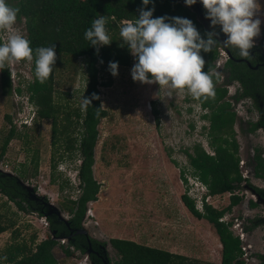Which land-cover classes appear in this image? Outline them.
Returning a JSON list of instances; mask_svg holds the SVG:
<instances>
[{
	"label": "rangeland",
	"instance_id": "rangeland-1",
	"mask_svg": "<svg viewBox=\"0 0 264 264\" xmlns=\"http://www.w3.org/2000/svg\"><path fill=\"white\" fill-rule=\"evenodd\" d=\"M16 2L8 0L12 6ZM259 3L261 8L256 18L261 20V34L255 42L256 45H264V0H259ZM124 21L107 28L112 43L106 47L123 48L119 31ZM17 27L27 37L24 18L18 17ZM219 32L226 38L221 30ZM222 51L218 49L217 61L221 63L227 59ZM57 57L53 73V106L58 121L65 125L72 123V137L76 138L80 128L74 127L75 115L82 112L84 66L80 59L64 55ZM130 57L132 64L119 66L116 77L111 74L108 62L99 65L100 81L110 86L99 87L100 105L103 104L102 109L106 111V117L97 127L92 166V175L99 184V190L96 201L86 205V215L82 219L84 228L89 237L105 244L110 264L118 261L109 244L110 239L128 240L183 255L198 264H220L221 245L214 228L207 221L194 218L181 201L184 193L195 203L200 198L208 199L205 187L189 175L184 155V150L196 144L212 153L206 138L208 122L201 117L207 111L188 95L160 90L158 84L134 82L131 75L134 57L131 53ZM30 68L31 65L23 62L12 66L9 72L13 88L24 89L32 81ZM214 70L219 76L215 86L225 88L223 77L226 72L216 64ZM225 98L230 99L227 94ZM247 101L238 114L236 106L231 107L236 115L233 130L238 144L239 170L243 178L247 176L249 181L262 188L264 184L253 179L251 168L253 151L264 148V131L258 128L252 134L247 132V125L251 122L244 123L242 120L246 118L244 111L253 112L252 119H257L254 100ZM153 109L158 112L157 120ZM35 111V106L25 94L18 96L12 93L10 97L0 94V148L11 126L21 135L10 140L0 158V171L18 178L35 196L45 199L57 209L62 220L68 221L69 215L60 209V205L66 199L76 200L79 197L77 172L81 160L77 152L69 157L62 147L54 154L50 121L39 120L31 126H22L18 122L22 119L30 123ZM6 115L11 118V124L6 122ZM247 116H250L249 113ZM51 161L55 164L53 170ZM180 168L186 171L187 185L181 182ZM242 185L243 181L235 190L241 202L225 213L222 219L224 223H231L230 228L243 223L241 227L246 241L241 242V246H251L246 253L248 264H255L250 259L255 258V251L262 249L260 235L264 230L263 225L258 230L249 229L247 221L249 217L259 220L264 215V205L249 206L247 211L245 204L251 201V186L249 183L245 187ZM229 198V193L211 196L208 205L222 210L229 205ZM199 207L196 206L202 211ZM0 217L1 222L12 224L0 234V261L12 245L25 243L32 248L33 244L49 236V225L44 217L32 211H18L3 196H0ZM238 229L240 227L233 230L234 234ZM32 237H35L33 244ZM64 243L60 239L53 248L57 264H90L85 254L70 250ZM65 248L70 251V256H65Z\"/></svg>",
	"mask_w": 264,
	"mask_h": 264
},
{
	"label": "trees",
	"instance_id": "trees-1",
	"mask_svg": "<svg viewBox=\"0 0 264 264\" xmlns=\"http://www.w3.org/2000/svg\"><path fill=\"white\" fill-rule=\"evenodd\" d=\"M182 3L186 4V0H150L146 10L154 8L153 18H187L193 22L201 36L207 39L206 31L197 22L196 15ZM14 7L20 9L18 17L25 20L26 38L30 40L33 50L37 47L55 45L57 55L80 59L84 66V96L91 98L95 93L99 99L92 100V106L90 105L86 111L82 110L81 113L75 115L74 127L80 129L77 137L73 138L72 123L62 124L56 117L52 99L53 76L47 83L40 84L35 78L33 64L30 68L32 81L22 89L20 87L13 88L8 69L0 71V94L3 97H10L12 93L18 96L25 94L27 100L36 108L34 123L39 120L50 121L51 145L54 148V154L62 147L63 152L68 153L69 157L73 152H77L81 160L77 172L79 197L76 200L66 199L60 205V209L71 217L67 222L58 217L57 211L45 199L35 196L32 191L25 188L18 178L1 171L0 196L5 197L20 212L32 211L45 217L54 238L71 235L75 248L84 252L88 246L87 237L78 235L76 232L80 230V222L85 215L86 204L96 201L99 190V184L92 175V166L94 164V148L98 138L97 127L100 121L106 117V111L101 109L99 117H97L96 109L101 107L99 87L110 86L109 83L100 81L99 65L106 62H117L119 66L132 64L127 46L121 49L103 46L97 54V50L85 39L84 33L91 27L93 19L99 16L106 17V27L111 29L117 22L138 18V10L145 6L143 0H17ZM167 22H171V20L169 19ZM219 47L218 43L213 52H201L206 62L205 70L207 68L215 69ZM229 49L235 60L242 59L235 50ZM249 61L252 66L255 65V58ZM135 62L136 58L134 57V64ZM224 72L227 74L226 83L238 81L244 95L252 98L263 95L264 68L253 71L244 63L230 59L224 65ZM213 79L215 84L219 80H216L215 76ZM215 92L214 101L200 103L192 99L207 111L201 117L208 122L206 138L213 154H209L199 144L184 150L189 166V175L205 187L209 196L233 193L243 181L239 170L238 144L233 130L236 115L231 110L230 104L223 100L228 90L215 86ZM153 114L157 120L158 112L155 109H153ZM4 118L7 123H12L8 115ZM263 123L264 121H260L258 124L262 126ZM257 127V125L253 126L252 130ZM15 137L20 138L21 135L16 132L14 126H11L2 142L0 158L5 154L10 140ZM75 144H77L76 147ZM255 160L257 161L256 171H259L264 166L258 158ZM52 162L53 170L55 164ZM172 162L177 165L175 161ZM180 179L184 185H187L184 168H180ZM181 201L194 218L205 220L214 228L221 245L220 264H245L241 260V242L230 231L231 223L220 221L225 213L241 202L240 197L231 195L229 205L222 210L214 209L211 205L204 203L202 211H200L196 208L195 201L187 193L181 196ZM11 226L12 224L1 222L0 217V234L6 232ZM34 242L35 237H32L31 243ZM89 242L93 251L90 254L93 264H110L104 249L105 244L93 240H89ZM57 244L56 240L48 236L45 240L33 244L32 248H29L25 243L12 245L0 264H57L53 255V248ZM109 244L118 256V261L115 264H198L196 260H191L186 256L139 245L128 240L110 239ZM64 254L65 256L71 255L68 249H64Z\"/></svg>",
	"mask_w": 264,
	"mask_h": 264
},
{
	"label": "clouds",
	"instance_id": "clouds-1",
	"mask_svg": "<svg viewBox=\"0 0 264 264\" xmlns=\"http://www.w3.org/2000/svg\"><path fill=\"white\" fill-rule=\"evenodd\" d=\"M150 0H143L144 8L139 9V17L125 20L119 34L136 62L131 70L134 82L141 84H158L161 89L176 91L190 96L193 100L205 103L215 100V81L218 74L206 67L201 52L211 53L222 44L236 51L239 57L252 59V50L256 47V38L261 34V20L256 18L261 5L259 0H200L206 10V18L211 21L213 31L206 32L204 39L193 22L181 17L153 18L154 8L146 10ZM197 0H186L188 6ZM20 9L0 0V71L11 70L13 65L34 64L35 78L45 84L52 78L58 59L55 45L37 47L33 50L31 42L17 27ZM171 22H167L168 20ZM107 19L99 16L93 19L91 27L86 29L84 37L97 50L110 46L111 37L106 27ZM219 26L226 39L221 43L215 31ZM117 62L109 63L111 74L116 77L119 72ZM95 93L91 98H82L81 108L87 110L92 100H98ZM96 109L99 117L100 110ZM22 121L21 125L33 124Z\"/></svg>",
	"mask_w": 264,
	"mask_h": 264
},
{
	"label": "flooded vegetation",
	"instance_id": "flooded-vegetation-1",
	"mask_svg": "<svg viewBox=\"0 0 264 264\" xmlns=\"http://www.w3.org/2000/svg\"><path fill=\"white\" fill-rule=\"evenodd\" d=\"M182 5L188 7V9H190L196 15L197 22L204 29L203 24H202V22L200 21V18H199V14L202 15L203 20H204L206 26L209 29V31H206L204 29L206 32L213 31V28L211 26V21L206 18V10L204 9L202 3H200V0H197V3L194 4V5H192V6H188L185 3H182ZM196 5H197V7H196ZM197 10L199 11V13H198ZM215 31L219 33V36L217 37V39H219L218 41L222 43L226 38L221 34V32H219L220 31L219 26L216 27ZM219 45H220L219 50L222 49L226 53V55H227V59H224L222 61V63H220V66H219V67H221L222 71H224V65H225V63L228 60H230V59L231 60H234L235 62H238V63H244L249 69H251L253 71L261 70V69L264 68V45H256V47L252 50V58H255V65L254 66L251 65V63H250L249 60H245L243 58L242 59L235 60L232 57V53H231V51H230L229 48L224 47L222 44H219ZM223 51H222L223 55L226 56ZM226 77H227V74L225 75V77H223V79H224L223 82H224L225 88L228 90L227 97L230 98V99L228 100V99L224 98L225 100L224 99L223 100L226 101V102H228L230 104V107H233L235 105L236 106L235 112H237V114H238V113H240L238 110L240 108L243 109L242 108V105L246 104V102H248L247 100H250L251 101L253 99L254 100V103H255V106H256L257 119L256 120H253L252 119L253 112L251 113V111H249L248 109H246V111H244V113L246 112V115H245L246 118L245 119H242V120L244 121V123L251 122V123H249L247 125V128H248L247 129V132L249 134H252L258 128H261L264 131V123H263L262 126L258 124L260 121H264V112H263V110H264V93L262 92L263 95L255 96L254 98L249 97V96H246V95L243 94V89H242V87H241V85H240V83L238 81H231V82H229L227 84L226 83ZM263 77H264V74H263ZM263 84H264V82H263ZM232 111L234 112V109ZM248 113L250 115L249 117L247 116ZM234 125H235V123H234ZM234 125H233V129H234ZM255 125H257L258 127L257 128H254L252 130V127L255 126ZM250 137H251V135H250ZM255 158H258V160L260 162H262V164L264 166V148H262V149L256 148L253 151V155H252V163H253V166L251 168V172H252L253 179H256L258 181H261L264 184V167L263 168L261 167L259 171H256L257 161L255 160ZM242 179H243V183H244V185H242V187L243 186L245 187V185L247 186V184L249 183L250 186H251V192H252V193H250V195H251L250 196L251 201L246 202L245 209L247 211H249L248 210V207L249 206L250 207H255L256 204L257 205L260 204V205L263 206L264 205V200H263L264 199V186L262 188L257 187V185L254 182L249 181V179H248L247 176L245 178L242 177ZM233 193H229V194L239 197V194H233ZM69 218H71V217L69 216ZM247 218L248 217L244 218V220L247 219ZM62 221H64V220H62ZM64 222H67V221H64ZM247 222L250 225L249 229L257 228L256 230H258L259 227L261 225H263V230H264V215L261 218H259V220H256V221H254L253 217H249V219H248ZM83 223H84V221L82 220L80 222V228H79L81 232L78 233V231H79L78 230L76 232V234H78V235H85L87 237L88 246H87V248H85V251L84 252H81L79 249H76L75 248L74 243H73L74 240H73V238H72L71 235H68V236L63 237V238H60V239H63L64 240V242L70 248V250L75 251L76 253H81V254H86L87 253V255H88L87 258L90 260V264H93V262L90 259V254L93 251H92L91 244H90L89 240H93V241H96L98 243H101V242H99V241H97V240L92 239L91 237H89V233L84 228V224ZM241 226H243V223H241ZM48 232H49V236L52 239H54V240H56L58 242L59 238H54L51 235L52 233L50 232V230ZM260 237H261V246H262V249L259 250V251H255V252H257L255 254V256H254L255 258H251V260L255 264H264V231L261 233ZM65 249H67V248H65ZM104 249H105V247H104ZM105 251H106V249H105ZM106 254H107V252H106Z\"/></svg>",
	"mask_w": 264,
	"mask_h": 264
},
{
	"label": "built area",
	"instance_id": "built-area-1",
	"mask_svg": "<svg viewBox=\"0 0 264 264\" xmlns=\"http://www.w3.org/2000/svg\"><path fill=\"white\" fill-rule=\"evenodd\" d=\"M220 63H221L220 61H216L215 64H216L217 67H219L220 66ZM240 166H241V163H240ZM233 194H238V193L234 192ZM229 195L231 196V194H229ZM207 197H208V199L206 201L203 198H200L198 200V202L195 203L196 206L197 205H200L199 208H201L204 203L208 205L209 202H210L209 199H210L211 196L208 195ZM212 197H214V196H212ZM220 221L224 222L222 218L220 219ZM237 224H236V226L230 228V231L233 232V235L235 237L239 238L240 242H244V241H246V234L244 233V231H243V229L241 227V224H238V225ZM238 227H240V229H238V232L234 234V231L233 230L237 229ZM250 247H251L250 245H247L246 247L245 246L244 247L243 246H240L241 251H242L241 260H243L245 264H248V262H249V259L247 258V254L246 253H247V250ZM250 261H252V260L250 259Z\"/></svg>",
	"mask_w": 264,
	"mask_h": 264
},
{
	"label": "water",
	"instance_id": "water-1",
	"mask_svg": "<svg viewBox=\"0 0 264 264\" xmlns=\"http://www.w3.org/2000/svg\"><path fill=\"white\" fill-rule=\"evenodd\" d=\"M196 7H197V5H196ZM198 11V10H197ZM198 13H199V11H198ZM199 18H200V21L202 22V24H203V27H204V29L206 30V31H209V29H208V27L206 26V24H205V22H204V20H203V17H202V15H200L199 14ZM219 40V39H218ZM20 183L23 185V183L20 181ZM24 186V185H23ZM25 187V186H24ZM25 188H27V187H25ZM90 202H88L86 205H88ZM50 205V204H49ZM52 208H53V206L52 205H50ZM55 209V208H54ZM56 211H57V215H58V217L60 216V214H59V212H58V210L57 209H55ZM86 215V214H85ZM45 218V217H44ZM60 219H62L61 217H59ZM81 231L79 230L78 231V233H80ZM60 240V239H59ZM85 256L86 257H88V255H87V253L85 254Z\"/></svg>",
	"mask_w": 264,
	"mask_h": 264
}]
</instances>
